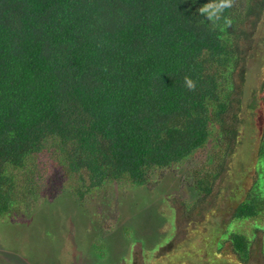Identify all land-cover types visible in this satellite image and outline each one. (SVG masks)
Returning <instances> with one entry per match:
<instances>
[{
	"label": "trees",
	"instance_id": "trees-1",
	"mask_svg": "<svg viewBox=\"0 0 264 264\" xmlns=\"http://www.w3.org/2000/svg\"><path fill=\"white\" fill-rule=\"evenodd\" d=\"M206 2L0 0V218L21 198L18 171L41 153L62 164L64 192L82 202L108 183L146 184L202 148L216 127V166L200 175L187 205L213 194L237 140L235 110L264 0H233L230 27L203 20L197 9ZM262 179L234 219L263 217ZM224 229L216 252L227 246L245 263L251 239ZM94 249L106 253L100 242Z\"/></svg>",
	"mask_w": 264,
	"mask_h": 264
},
{
	"label": "rangeland",
	"instance_id": "rangeland-1",
	"mask_svg": "<svg viewBox=\"0 0 264 264\" xmlns=\"http://www.w3.org/2000/svg\"><path fill=\"white\" fill-rule=\"evenodd\" d=\"M250 47L242 101L235 110L237 140L203 204L187 205L198 197L200 175L216 166V127L202 148L155 170L146 184L108 183L82 202L64 192L62 164L41 153L18 171L21 198L0 218V264H264V215L233 218L259 173L264 177L259 151L260 145L264 149V15ZM32 161L35 170L25 178ZM30 179L32 185H26ZM256 185H264V179ZM223 229L251 239L245 263L227 246L216 252ZM98 242L104 256L95 252Z\"/></svg>",
	"mask_w": 264,
	"mask_h": 264
},
{
	"label": "clouds",
	"instance_id": "clouds-1",
	"mask_svg": "<svg viewBox=\"0 0 264 264\" xmlns=\"http://www.w3.org/2000/svg\"><path fill=\"white\" fill-rule=\"evenodd\" d=\"M232 6L233 0H207L197 9V12L212 27H216L219 23L230 27L232 21L225 15V12ZM185 85L190 90L195 87L194 82L187 77L185 78Z\"/></svg>",
	"mask_w": 264,
	"mask_h": 264
}]
</instances>
